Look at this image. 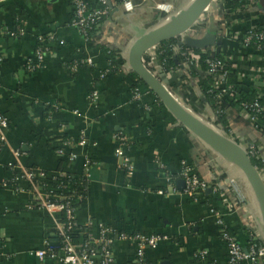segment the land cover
<instances>
[{
  "label": "crops",
  "instance_id": "crops-1",
  "mask_svg": "<svg viewBox=\"0 0 264 264\" xmlns=\"http://www.w3.org/2000/svg\"><path fill=\"white\" fill-rule=\"evenodd\" d=\"M110 1V16L98 37L87 42L71 25V0H0V114L9 120L0 155V264H50V259L41 260L35 252L45 249L46 242L60 244L53 219L38 206L36 192L30 191L28 182H18V186L13 182L15 172L28 171H46L53 176L59 172L84 174L89 183L88 197L77 212L76 225L85 228L102 223L119 233L163 238L146 250L148 264H227V250L214 213L243 247H247L251 234L264 238V214L259 204L249 206L261 222L258 231L253 230L223 178L228 175L240 185L251 203L257 201L255 192L239 167L199 140L145 91L126 55L130 40L144 30L148 32L143 35L166 28L173 16L195 0H150L140 5L132 0V5L124 8L118 0ZM224 4L219 0L213 11H205L211 12V18L203 22L219 23ZM165 13L168 17L163 20ZM249 15H259L264 24V0L254 3L245 14ZM215 24L208 32L215 31ZM248 26L243 22L234 25L223 44L233 50V39ZM50 36L53 39H48ZM40 37L47 41L41 44ZM40 46L47 48L43 63L29 65L30 60L36 62ZM106 50H120L123 62L112 59ZM239 59L243 65L252 66L244 65L240 70L244 82L250 81L246 75H254L257 68L264 70L263 56L249 60L242 54ZM164 77L173 94L177 92L176 99L192 113L180 98V90L190 92L187 84L193 89L192 82L189 84L179 69ZM135 89L145 92L140 102L132 98ZM194 91L197 94L200 88L194 87ZM94 92H98L96 103L92 101ZM197 116L221 130L208 116ZM227 120L240 142L256 143L264 162V137L235 112ZM117 133L127 138L126 145L114 139ZM82 134L86 143L78 146ZM118 149L134 164L132 175L116 155ZM71 153L77 158L70 159ZM85 158L91 161L87 171ZM157 158L165 170L157 167ZM211 159L219 165L218 171ZM182 162L194 167L211 193L206 189L193 197L186 194L184 180L177 177ZM166 175L176 177L172 186L165 183ZM56 215L61 218L60 213ZM91 233L97 235L96 230ZM133 248L127 242H117L114 264H139Z\"/></svg>",
  "mask_w": 264,
  "mask_h": 264
},
{
  "label": "built area",
  "instance_id": "built-area-1",
  "mask_svg": "<svg viewBox=\"0 0 264 264\" xmlns=\"http://www.w3.org/2000/svg\"><path fill=\"white\" fill-rule=\"evenodd\" d=\"M149 1L150 0H142L143 4ZM218 1L219 0H214L208 9L213 7L215 9L217 7ZM224 1L225 4L222 9L223 19L219 23H214L217 39L228 37V34L230 33L232 27L236 24L238 25V23L240 22L248 23L249 26L240 37L237 34L238 36L233 39L234 42H236V44H233V50H230L225 44L220 47L216 45L201 50L202 54H204L206 57V63L208 65L207 74L212 77L217 86L216 89L219 91V93L217 94V99H219L220 101L224 100L225 95H229L235 92L234 85L228 77L229 71L227 72L225 69L226 61L235 63V71L238 73L235 79L239 82H244V78H241V76L239 75L240 70L245 65H243V61L239 59L242 54L248 55L249 60L252 59V57L255 55L260 58L262 56L264 57V51L262 52V50H264V28L262 30L258 25V23L262 24L260 23L261 17L259 15H249L250 17L245 16L248 9L251 8L253 4L258 0H237L239 3L237 7H234L232 4L235 0ZM96 2L99 5L93 7L92 0H71V3L74 7V14L71 20V25L87 42H92L95 40V38L98 37V33L102 27V24L104 23L105 19L110 16L113 10V5L110 0H96ZM117 3L119 4V6L124 8L126 6H131L132 0H118ZM199 24L200 21L198 20L192 27H196ZM192 27L187 32L177 37L176 44L173 46V51L174 57L180 55L183 59L182 62H177L176 69H179L183 75V78L186 80L188 79V82L191 81L194 87L200 88L201 80L199 78H190L191 76L188 74V72L191 68H195L197 71L201 70V55L194 52L193 49H190L184 45L185 39L187 37H190L192 33L195 34V36H193L194 39H199V37H201L198 32H193ZM91 32H93L92 35L90 34ZM48 39H53V36H50ZM45 41H47V39H45L44 37L39 38V42L41 44ZM130 42V47L126 50L127 56H129L130 49L132 47L131 45L135 41L133 39L130 40ZM253 46L256 48H252ZM46 49L47 48H43L42 46H40L34 58L36 62L30 60L28 61L29 65L33 63L42 64L44 60L43 52L47 51ZM217 56H221L222 60ZM143 64L151 74H153L162 83L165 84L164 75L170 74V72L167 73L164 69V64L160 63V53L157 47L151 48L145 53L143 57ZM245 66L249 67L250 69L252 67L250 64ZM254 72V75H246V77L250 79V81L246 82L251 83V85L256 89H264L263 68H257L256 70H254ZM166 86L168 87V85ZM146 89L147 90L145 91L151 94V91L148 88ZM182 92L184 93V90ZM144 95V91L135 89L132 93V98L134 101L140 102ZM260 95L263 96L264 94H261L260 92ZM258 99L252 104H242L241 109H237L229 103L226 104V108L225 110H223V112L215 110L211 107L213 109V115L215 116L217 121L211 118L210 120L215 122L216 126H219L221 130L216 128L215 126H209L215 130L224 132L222 125L218 124L220 114H224L227 118L231 112H235L241 117H244L252 126V128L258 131L264 137V133L262 134V132L260 131V128H264V121L261 119L262 117L264 118V104L260 103ZM97 100L98 92H94V94L92 95V101L93 103H96ZM146 108L147 111H150L147 105ZM8 126V118L5 115L0 114V155L2 153L4 145L6 144V129ZM230 137L233 138L234 136ZM114 139L121 145H126V143H128L127 138L120 133L115 134ZM85 143V136L82 134L80 140L76 143V145L84 146ZM240 144L243 145L241 142ZM246 147L245 149L248 151L249 155H259L257 147ZM60 153L61 155L65 154L63 149L60 150ZM116 155L123 159V167L128 171L129 175H132L135 167L130 159L126 157L120 149L116 151ZM69 157L70 159H76L77 154L71 153ZM84 162L86 167L85 169L87 171L91 166V161L85 158ZM154 162L160 170L166 169L159 158H157ZM259 172L263 178L264 162L263 168ZM14 174L15 176L13 182L15 183V185L18 186V182L21 181L28 182L30 191L36 192L39 200L38 206H40L41 209L47 211L49 216L52 217L55 232L61 238L60 251L58 253L54 251L55 248H53L49 242L45 243V249L35 252V255L41 260L50 259L52 261H55L57 264H114L113 249L116 243L121 241L127 242L134 247L133 249L135 250L136 258L139 264H148L146 262V250L156 247L158 243L163 239L156 235H146L143 233H119L116 231V229L99 223L98 225H88L91 228V232L93 230L97 231V235L92 234L89 231L86 232V237L83 236V240H72L71 233L74 228L77 227V211L72 207V197L56 194L55 190L48 191L46 188L48 185L43 182L46 177L44 172L35 173L34 171H28L21 174L15 172ZM68 175L69 174L59 173L58 175L53 177V181L57 182V180H55L57 179V177H65ZM177 177L184 180L186 184L185 192L190 197H193L196 195V193L210 188L208 183L200 178L194 167L186 162H182L180 164ZM175 179L176 177H173L172 175H166L165 183L168 186H172ZM231 182L238 187L235 182H233L232 180ZM16 188L17 190L19 189L18 187ZM159 193H163V191H160ZM79 199L81 200L82 198ZM255 203L259 204L258 200L255 201ZM57 213H60L61 216L64 215V217L66 218V223L63 222L62 218H56L57 215L55 216V214ZM214 216L216 217V224L219 228L221 242L224 244L227 250V264H259L260 261L264 262V245H259L257 243L254 234H251V236H249L250 241L248 242L247 247H243L239 243L234 233L228 228L224 220L220 218V215L218 213H214Z\"/></svg>",
  "mask_w": 264,
  "mask_h": 264
},
{
  "label": "water",
  "instance_id": "water-1",
  "mask_svg": "<svg viewBox=\"0 0 264 264\" xmlns=\"http://www.w3.org/2000/svg\"><path fill=\"white\" fill-rule=\"evenodd\" d=\"M213 1L195 0L186 10L172 19L163 31L157 33L151 31L139 37L130 49L128 63L131 70L138 75L140 81L161 101L166 110L180 124L203 143L233 155V164L240 168L242 174L250 182L264 214V180L258 169L252 164L251 157L245 147L226 133L211 128L208 124L202 122L197 114L191 113L186 109L176 99L173 92L151 74L143 64V57L149 49L157 47L164 41L176 39L187 32L210 7ZM138 2L139 5L143 4L142 0H138ZM217 44H221V41L217 39L215 31L208 32L201 39L187 37L184 41V45L193 50H203ZM207 192L211 193L212 190L208 189ZM59 246L60 244L58 243L52 244L54 248ZM47 262L50 264L54 263L52 260Z\"/></svg>",
  "mask_w": 264,
  "mask_h": 264
},
{
  "label": "trees",
  "instance_id": "trees-1",
  "mask_svg": "<svg viewBox=\"0 0 264 264\" xmlns=\"http://www.w3.org/2000/svg\"><path fill=\"white\" fill-rule=\"evenodd\" d=\"M92 2H93V7L99 5L96 2V0H92ZM232 4L234 7H237L239 5L237 0L233 1ZM204 14H205V12L203 13V15ZM203 15L199 18V21L202 23H200L196 27H192L193 32H198L201 37H204L211 28V23H207L206 21L203 22V20H205L202 18ZM161 17L163 18V20H165V19H167L168 14L167 13L162 14ZM173 17L171 19H173ZM258 25L263 30L264 24L258 23ZM90 34L92 35L93 32H91ZM193 36H195V34L192 33L190 35V38H193ZM176 39L164 41L157 46L158 51L160 53V63L164 64V69L166 70L167 73L176 70L177 62L183 61V59L180 55H177V57H174L173 46L176 44ZM219 40L221 41V44H217L218 47L222 46L223 42L225 41L224 39L223 40L219 39ZM252 48H256V47L253 46ZM106 51L109 54V56L112 57V59H115V60L117 59V60L123 62V60L120 59V55L122 53L120 50L119 51L106 50ZM263 51L264 50H262V52ZM194 52L201 55V60H200L201 70L197 71L195 68H191L190 71L188 72V74L191 76L190 78H192V79L199 78L201 80V83H200L201 97H197V98L191 97L190 98L187 95H184V96H185V99L188 101V105L193 110V112H195V114L204 115L202 112L203 110L200 109L199 106L202 107V105H206V104H208L213 109L219 110L222 112H223V110H225L227 103L236 107L237 109H241L242 104H252L259 98L258 101H260V103L264 104V95L263 96L260 95V92H261V94L262 93L264 94V92H262V91H264V89H256L247 82L237 81L235 79V77L237 76L238 73L235 71V66H234L235 63L230 62V61H226V68L225 69L227 72L229 71L228 77H229V80L234 85L235 92L232 94H229V95H225L223 101H220L219 99H217V94L219 93V91L216 89L217 86H216L215 82L213 81L212 77L207 74L208 65L206 63V57L204 54H202L201 50H194ZM217 57L222 60L221 56H217ZM140 82L143 84L142 81H140ZM187 82H188V79H187ZM188 83L190 84V81ZM186 87L188 88V89L186 88L187 90L191 91V88L189 87L188 84L186 85ZM154 97H155V99H157V97L155 95H154ZM202 97L204 98V100L202 99ZM156 102L159 103L162 107H164L159 99H157ZM195 102H198V104H196ZM204 116L207 117L206 115H204ZM261 119L264 121L263 117ZM218 124L222 125L224 132H226L228 135L233 137V135H232L233 133L230 130V127L228 125V120L224 114H220ZM260 129H261L260 131L263 134L264 128H260ZM235 140L238 143H240V141L238 139H235ZM250 157H251L252 164L259 171H261L263 168V161L259 157V155H255V156L250 155ZM44 173H45L46 177L43 180V182H45L48 185L46 187L47 190L48 191L55 190L56 194L71 196L72 197V199H71L72 207L74 209H76V211L78 212L81 209L84 201H86V199L88 197L89 183H88L86 176L84 174H74V175L69 174L68 176H65V177H57V179H55V180H57V182H54L53 177H55V176H53V174L46 172V171H44ZM59 173H57V174H59ZM78 197L82 198V199L80 200ZM61 218L63 219V222L66 223V218L64 217V215H62ZM89 231L91 232L90 227L79 228L77 226L72 231L71 238H72V240H77V241L83 240V236L86 237V235H87L86 232H89ZM259 235L260 236H255V239L259 245H264V238L261 237V234H259ZM60 240H61V238H60ZM54 251L58 253L60 251V248L54 249Z\"/></svg>",
  "mask_w": 264,
  "mask_h": 264
},
{
  "label": "rangeland",
  "instance_id": "rangeland-1",
  "mask_svg": "<svg viewBox=\"0 0 264 264\" xmlns=\"http://www.w3.org/2000/svg\"><path fill=\"white\" fill-rule=\"evenodd\" d=\"M175 5H177V4H175ZM175 5H173V8L175 9V8H177V6H175ZM213 9H214V7L213 8H210V11H213ZM208 13V12H207ZM205 13L204 15H203V19H205V20H208L209 21V19L211 18V12L210 13ZM204 21V20H203ZM208 21H206V22H208ZM200 23H202V22H200ZM212 24H214V20H212L211 21V25ZM191 29V28H190ZM145 32H148V30H144L143 31V33H139V35L137 36V38H135L134 39V41H136L139 37H141ZM133 43V42H132ZM128 44H129V46H130V44H131V42L129 41L128 42ZM134 44V43H133ZM132 44V45H133ZM131 45V46H132ZM166 81V80H165ZM193 82H194V80H193ZM166 84V83H165ZM193 85V84H192ZM170 89V88H169ZM171 90V89H170ZM173 91V90H172ZM197 92V91H196ZM175 93H177V92H175L174 91V94ZM180 98L183 100V102H184V104H188V101L185 99V96L184 95H187L188 97H194V98H197V97H201V94H200V92L198 91L197 92V94L195 93V91H194V86H193V89L189 92V93H186V94H183L182 92H181V90H180ZM190 95V96H189ZM202 99H203V97H202ZM196 104H198V102H195ZM200 107V109H202L203 110V114L204 115H206V116H208L209 118H211V119H213V120H215V121H217V119L215 118V116L213 115V109L208 105V104H206V105H202V107L201 106H199ZM211 123L212 122H210V126H211ZM234 137L233 138H236V139H238L237 138V136H235V135H233ZM240 140V139H239ZM243 145L245 144L247 147H252V146H255V144L256 143H251V144H248L247 142L246 143H243V142H241ZM244 145V147H246ZM246 147V148H247ZM211 165L215 168V169H217V171L220 169L219 168V165L218 164H216L212 159H211ZM220 173H222V171L220 170L219 171ZM223 174V173H222ZM224 176H225V174H223ZM222 177V176H221ZM263 178H264V173H263ZM223 182H224V184L226 185V187L228 188V189H230V193H231V195L233 196V198L234 199H236L237 201H238V204H239V210L244 214V217H245V219H246V221H248L249 222V225L250 226H254L255 228L253 229V230H257L258 231V229H259V226H261V222H260V219L256 216V218L254 217V215H253V213H251L250 211H249V206H251V205H255V206H257V204L254 202V201H252V203L251 202H249L248 201V199H247V197L245 196V193H243V191H241V188L238 186H236L234 183H232L231 182V178L227 175V176H225V178H223ZM260 224V225H259ZM254 232V231H253ZM255 233V232H254Z\"/></svg>",
  "mask_w": 264,
  "mask_h": 264
},
{
  "label": "bare ground",
  "instance_id": "bare-ground-1",
  "mask_svg": "<svg viewBox=\"0 0 264 264\" xmlns=\"http://www.w3.org/2000/svg\"><path fill=\"white\" fill-rule=\"evenodd\" d=\"M165 29V28H164ZM164 29H162V30H159V31H156L155 30V32L154 33H157V32H161V31H163ZM208 124V123H207ZM209 125V124H208ZM214 148V147H213ZM215 149H217V148H215ZM217 150H219V149H217ZM221 153H223L227 158H229L231 161L232 160H234V158H233V155L231 154V153H225V152H223V151H221V150H219ZM222 154V155H223ZM234 165V164H233ZM233 168V167H232ZM236 170H238V168H236ZM234 172H236L235 170H234ZM240 172V171H239ZM234 182V181H233ZM240 186V185H239ZM256 195V194H255Z\"/></svg>",
  "mask_w": 264,
  "mask_h": 264
}]
</instances>
